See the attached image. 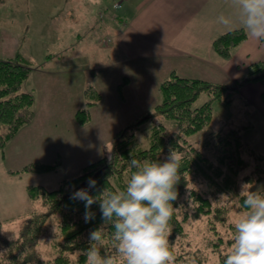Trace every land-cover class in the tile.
I'll use <instances>...</instances> for the list:
<instances>
[{"label": "rangeland", "instance_id": "1", "mask_svg": "<svg viewBox=\"0 0 264 264\" xmlns=\"http://www.w3.org/2000/svg\"><path fill=\"white\" fill-rule=\"evenodd\" d=\"M126 10L125 0H2L0 22L4 18H16V30L19 34L22 33L19 46L29 66L36 71L42 70L39 72L52 73L69 70L63 67L67 54L63 47L67 43L70 44L67 57L78 62V70L86 68L85 62H89L88 56H91L90 52L87 57L79 56L84 50L92 49V52L97 54L101 52L100 39L105 38V43H108V39L112 37L109 28L106 32L95 28L88 31L90 37H83L88 30L85 22L90 16L100 23L109 24L110 17L119 16ZM109 25L112 26L111 23ZM76 33L80 37L77 38ZM92 39H95L97 44H92ZM153 71L151 68V73ZM237 71V68H233L228 73L234 76ZM35 73L26 78L19 90L32 92V124L21 129L14 139L0 149V233L7 239L18 236L24 219L35 209L36 205L27 198V186H43L53 190L61 180L76 176L85 165L102 157H110L113 137L123 129L133 130L141 148L148 147V136L153 124L164 125L170 133L177 131L173 121L155 113V106L161 101V95L157 89L159 85L153 84V80L144 85L147 88L144 99L133 97L134 92H137L143 83L121 84L120 91L124 100L120 98L119 93L113 91L112 84L104 85L101 87L102 100L95 107L94 104L88 105L93 98H88L92 94L87 88L89 84H86L88 94L81 108L87 109L88 112L91 110V113L89 112V121L79 124L76 113L83 109L75 108L82 103L81 94L77 92V85L82 82V77L63 75L47 78ZM196 74L198 78H204L202 74ZM212 75L213 73L207 80H212ZM71 77H74V90H71L68 84ZM213 82L224 84L220 83L218 76ZM129 86L130 96L133 97L130 100L127 97ZM209 99L208 94L201 92L192 107H198ZM239 104L238 98L231 105L213 101L210 124L191 136H185L188 143L198 146L204 138L216 132L238 130L252 155L246 159L250 165L233 177L238 187L237 191L233 192L236 195L239 194L242 183H252L253 190L262 188L264 191V124L257 122L256 112L245 113ZM56 159L60 166L50 173L10 174V171H19L32 162L53 163ZM256 165L262 170L260 174L255 170ZM128 178L129 175H126L125 181ZM217 203L218 206L227 207L229 212L226 217L231 222L238 218L237 213L245 211L240 209L237 196L223 200L219 198ZM213 205L215 206V203ZM37 207L41 208V212L44 211L40 200ZM211 220L209 217H202L197 221L188 220L183 224L182 235L169 236L170 250L176 257L175 264H192V261H195V264H217L218 253L213 251H216L214 244L218 236L224 240L220 251H228L225 241L232 240L235 229L232 231L227 229V225H217L219 234L213 235V230H209L211 224H208ZM45 228L36 250L42 264H52L51 261L57 254L54 243L60 239L58 219L52 218ZM100 249L102 255H115V246L110 239H104ZM2 252L3 248L0 250V256ZM69 256L74 260L76 253Z\"/></svg>", "mask_w": 264, "mask_h": 264}, {"label": "trees", "instance_id": "2", "mask_svg": "<svg viewBox=\"0 0 264 264\" xmlns=\"http://www.w3.org/2000/svg\"><path fill=\"white\" fill-rule=\"evenodd\" d=\"M246 38L243 29L230 30L217 37L212 43V48L219 57L228 59L233 48ZM31 69L28 60L20 54L0 60V149L33 119L34 99L31 94L19 91ZM249 82H259L262 85L261 98L264 103V60L250 64L244 79L229 84H212L171 73L158 87L161 101L155 106V113L173 121L177 131L170 133L164 125L153 124L148 136L149 145L147 148H141L133 130L123 129L113 137L110 157H102L85 165L76 176L61 180L53 190L43 186H27V198L36 205L35 209L24 219L16 238L7 239L0 233V250L3 248L0 264H42L36 247L52 218L58 219L60 239L54 243L57 254L51 263L86 264L84 252L89 248L90 231L103 226L104 239L111 240L113 229L103 224L98 203H94L90 208L94 218L85 222V202L71 199L73 192L83 188L88 189L91 195L97 196L104 188L111 191L124 190L135 171L129 167L131 159L163 162L170 147L182 154L180 179L176 185L178 198L172 202L174 211L169 222L172 237L183 234V224L186 221H197L202 217L212 219L208 224H211L209 230H213V235L219 234L217 225H227V229L233 231L234 222L226 217L229 210L223 205L218 206L217 200L224 194L238 196L233 193L238 189L233 177L250 165L246 159L252 155L251 149L235 129L216 132L204 138L198 146L188 143L185 136H191L210 124L213 101L230 104L239 87ZM88 91L92 95L87 97L93 98L88 102L91 106L99 96L91 89ZM201 92L208 94L210 99L198 107H192ZM76 117L79 124H84L89 121V112L87 109L80 110ZM59 166L57 159L53 163L32 162L21 170L10 173H50ZM255 168L258 174L262 172L259 165ZM126 175H129L127 181ZM89 178L97 182L93 189L88 188ZM39 200L44 208L42 212L41 208L37 207ZM238 204L240 209L245 210L242 198H238ZM216 240V251L213 253H218L217 264H223L227 252L220 251V246L224 240L221 236ZM225 243L229 249L232 240L228 239ZM74 253L76 257L73 260L69 254Z\"/></svg>", "mask_w": 264, "mask_h": 264}, {"label": "crops", "instance_id": "3", "mask_svg": "<svg viewBox=\"0 0 264 264\" xmlns=\"http://www.w3.org/2000/svg\"><path fill=\"white\" fill-rule=\"evenodd\" d=\"M125 1H127V10L119 16L110 17L109 24L111 23L112 26L104 22L100 23L95 17L91 18L92 16L85 22V27L88 29L83 35L85 38L90 37L88 31H93L95 28L104 32L109 28L108 31L112 35L111 38H107L109 40L107 44L105 38L100 39L99 37L101 52L97 54L92 52V49H86L83 52L79 50L82 52L79 56L87 57L88 52L91 53V56H88L89 62H85V69L78 70V62L68 59L70 44L67 43L63 47V51L67 53L63 67L69 70L48 73L31 69L27 78L35 72V74H41L47 78L80 75L82 82L78 83L77 92L81 94L82 103L79 105L80 107L75 108L77 110L83 109L81 107L86 101L87 88L95 91L99 96L94 104L95 107L103 97L101 87L107 84H112L113 91H116V94L119 93L120 98L124 100L120 91L122 90L121 84L143 83L139 87L140 89L134 92L133 97L134 99L135 97L144 99L147 95L145 84L148 85L153 80V84L160 85L170 77L171 73L183 78L199 79L209 83H212L213 79L218 76L220 83L229 84L244 79L250 64L264 60V41L254 40L247 33L246 40L233 48L228 59H222L214 52L213 41L230 31L217 23V17L220 14L227 15L231 12L228 0ZM16 20V18L8 17L7 20L4 18L0 22V60L13 58L16 54L26 58L19 46L22 33L19 34L16 30ZM235 29L242 28L237 26L232 30ZM76 35L77 38L80 37L78 33ZM91 42L97 44L95 39H92ZM151 68L154 69L152 73ZM233 68H237L238 71L236 75L231 76L228 72ZM196 73L202 74L204 78H198ZM212 73V80H207ZM74 77H71L68 82L71 90H74L72 88ZM86 84H89L87 88ZM79 88L81 89L79 90ZM129 88L130 86L127 89V97L130 100L133 97L130 96ZM262 91L263 87L259 82L245 83L239 87L232 102L238 98L239 105L244 112H256L257 122L264 124ZM232 102L228 105H231ZM31 124L32 121L23 128H27Z\"/></svg>", "mask_w": 264, "mask_h": 264}, {"label": "clouds", "instance_id": "4", "mask_svg": "<svg viewBox=\"0 0 264 264\" xmlns=\"http://www.w3.org/2000/svg\"><path fill=\"white\" fill-rule=\"evenodd\" d=\"M228 3L231 12L220 14L217 23L229 30L239 26L254 40L264 41V0ZM181 158L182 154L170 147L163 162L131 159L129 167L135 171L124 190L104 188L97 196L83 188L73 192L71 199L85 202V222L94 218L90 208L98 203L103 224L113 229L115 255L101 254L105 230L102 226L89 233V248L84 252L86 264H175L169 244V222L174 211L172 202L178 198ZM96 183L89 178L88 188H95ZM253 188L252 183L240 185L237 197L242 198L245 211L237 213L232 243L223 264H264V191ZM231 197L221 195L220 200Z\"/></svg>", "mask_w": 264, "mask_h": 264}, {"label": "built area", "instance_id": "5", "mask_svg": "<svg viewBox=\"0 0 264 264\" xmlns=\"http://www.w3.org/2000/svg\"><path fill=\"white\" fill-rule=\"evenodd\" d=\"M116 7V6H115ZM108 42H109V40H108Z\"/></svg>", "mask_w": 264, "mask_h": 264}]
</instances>
